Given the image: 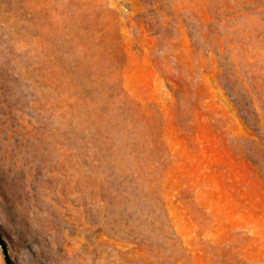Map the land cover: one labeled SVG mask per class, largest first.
I'll return each instance as SVG.
<instances>
[{"label":"rangeland","instance_id":"obj_1","mask_svg":"<svg viewBox=\"0 0 264 264\" xmlns=\"http://www.w3.org/2000/svg\"><path fill=\"white\" fill-rule=\"evenodd\" d=\"M0 234L14 264H264V0H0Z\"/></svg>","mask_w":264,"mask_h":264},{"label":"trees","instance_id":"obj_2","mask_svg":"<svg viewBox=\"0 0 264 264\" xmlns=\"http://www.w3.org/2000/svg\"><path fill=\"white\" fill-rule=\"evenodd\" d=\"M0 243L3 246L6 263L7 264H14L12 259H11V257H10V255H9V253H8V249H7L6 243L2 240L1 234H0Z\"/></svg>","mask_w":264,"mask_h":264}]
</instances>
